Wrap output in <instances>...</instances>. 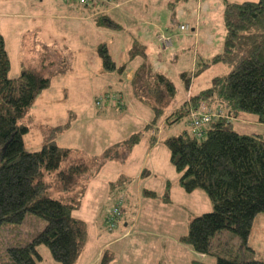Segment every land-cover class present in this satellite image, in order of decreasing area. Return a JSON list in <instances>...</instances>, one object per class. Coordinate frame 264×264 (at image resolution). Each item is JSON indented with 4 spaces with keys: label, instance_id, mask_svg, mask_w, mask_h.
Instances as JSON below:
<instances>
[{
    "label": "trees",
    "instance_id": "trees-1",
    "mask_svg": "<svg viewBox=\"0 0 264 264\" xmlns=\"http://www.w3.org/2000/svg\"><path fill=\"white\" fill-rule=\"evenodd\" d=\"M110 1L85 0L82 4L76 0L80 6L95 8ZM97 25L120 29L107 16L100 17ZM223 28L222 53L205 64L200 61L192 73L183 72L180 81L188 93L210 66L222 63L229 71L207 81L188 100L175 102V84L166 74L152 71L141 45L129 51V61L138 56L141 60L129 84L134 100L151 111L152 119L144 129L151 145L161 140L167 149L180 188L187 194L203 192L211 204L210 212L192 218L180 243L198 255L214 257L215 264H264V258L258 257L248 244L255 220L264 215V138L239 134L232 125L242 114L264 125V0H224ZM162 37H167L160 35L158 40L165 52L171 44L164 48ZM97 54L103 72H116L125 78L128 66L117 65L106 45H99ZM48 66L52 68L54 63L43 64L38 70L22 67L19 77L11 79V63L0 34V228L21 225L27 216L45 223L30 242L7 248L0 256V264H39L40 246L47 248L54 262L76 264L87 240L85 222L73 216L85 193L80 184L91 179L105 162L124 161L141 139L139 132L112 145L94 160L98 167L93 173L79 151L61 148L51 138L39 150H27L23 138L29 129L21 122L36 98L50 87L52 74L44 73ZM110 102L115 110L126 108L120 93L96 98L95 106L102 108ZM200 112L207 113L210 119L197 128L193 120L200 117ZM160 118L168 128L184 121L190 131L160 139L155 127ZM57 131L61 128L53 129L50 135ZM121 183L111 185L117 201L124 191ZM169 186L167 183L161 197L164 203H169ZM51 190L59 192L60 198L49 197ZM143 196L157 198L150 191H144ZM227 235L232 244L224 246L221 240ZM105 254L100 264H108Z\"/></svg>",
    "mask_w": 264,
    "mask_h": 264
},
{
    "label": "rangeland",
    "instance_id": "rangeland-1",
    "mask_svg": "<svg viewBox=\"0 0 264 264\" xmlns=\"http://www.w3.org/2000/svg\"><path fill=\"white\" fill-rule=\"evenodd\" d=\"M207 1L206 4L202 0H112L95 8L80 6L76 0H0V34L5 39L11 63L9 77L16 80L22 67L38 70L43 64L54 63L52 68L48 66L44 72L46 76L52 74L50 87L36 98L21 122L29 129L23 138L27 150H39L51 138L58 144L79 150L80 158L89 163L93 173L98 167L94 160L100 159L110 145L132 134L141 133L138 147L133 149L126 160L107 161L98 168V175L93 181L84 187L85 191L88 188L87 194L78 210L73 212L75 218L87 223L88 231L86 251L77 264L90 261L97 247L104 242V235L97 238L95 230L101 225L104 211L106 215L120 200L121 211L125 204V215L127 212L132 215V228L129 236L116 245L114 250L107 252L105 258L109 260V257L116 255V264H215L214 257H202L189 246L181 244L179 239L175 241L187 233L190 218L192 220L195 216L210 212L211 204L203 192L187 194L180 188L178 175L166 158L169 153L161 140L152 149L150 135L144 129L152 119L151 111L129 96L126 98L125 110L111 109V102L103 104L102 108L95 106L96 98L114 93L122 94L125 100L124 76L99 71V66L95 64L99 60L96 48L106 45L117 65L125 67L129 44L131 49H137L139 45L144 46L147 40L154 44L156 42L157 52L154 58L147 59L146 64L154 65L155 70L170 77L176 86L175 102H183L189 92L184 91L180 74L192 73L186 61H190L192 55L194 39L191 35L196 14L199 17L201 14V25L210 29L207 34L208 51L204 58L222 53L223 44L217 35L216 21L218 6L221 5L222 9L224 6L221 0ZM200 6H204L201 11ZM89 11L94 13L92 17H95V21L107 16L120 29L101 27L97 32L89 33L81 29V22L69 20L82 18V13ZM44 15L56 18L48 20L43 18ZM91 22L93 18L87 23ZM181 24L188 25V31H180ZM203 31L206 32L205 29ZM161 33L173 43L165 52L158 48L160 41L157 35ZM200 40H205L203 35H200ZM79 44L86 46L81 52L74 49ZM86 56L89 61L87 65L83 59ZM169 57L171 62H167ZM61 59L64 60L62 64ZM228 71L229 67L222 63L210 66L199 75L197 84L189 90L190 94H196V88H203L207 81L223 76ZM84 73L87 76H82ZM155 127L160 139L176 136L183 130L190 131L184 121L174 127H165L164 118H160ZM244 127L257 130L253 126ZM56 128H61V131L51 136L52 130ZM144 169L149 170V175H141ZM121 181L125 182V191L121 192L118 201L111 199V185L120 184ZM167 183L170 185V205L156 208L160 204H150L155 202L141 197L143 189L163 193ZM80 185L83 187L86 184L83 181ZM127 192L130 198L125 201ZM47 195L60 198L56 190L49 191ZM151 206L153 211L150 210ZM158 213L167 214V221H176L177 225L169 226L167 223L165 226L161 223L162 229L156 227L148 216L152 218V215ZM44 225L42 220L27 216L21 225L0 228V256L9 247L30 242ZM117 229L108 230L104 221L105 235ZM228 237L221 240L224 246L232 244V240L227 241ZM248 244L258 257L264 258V215L255 220ZM38 250L42 256L39 264H58L51 258L46 247L40 246Z\"/></svg>",
    "mask_w": 264,
    "mask_h": 264
},
{
    "label": "crops",
    "instance_id": "crops-1",
    "mask_svg": "<svg viewBox=\"0 0 264 264\" xmlns=\"http://www.w3.org/2000/svg\"><path fill=\"white\" fill-rule=\"evenodd\" d=\"M199 1V0H198ZM226 1H228V2H235V3H242V2H255V1H257V0H226ZM205 3L206 2V4L208 3V1L207 0H202V3ZM218 2H220V1H218ZM221 2H222V6H224V0H221ZM211 3H214V1L213 2H211ZM198 6V5H197ZM221 5H219L218 6V10H217V35H218V38H219V41L223 44V40H224V28H223V11H224V9H222L223 7H220ZM204 6H200V11L202 10V8H203ZM69 10V9H68ZM82 15H83V17L82 18H69V20H77V21H79V22H81V24H80V26H81V29L83 30V29H86V30H83V31H85V32H89V33H91V32H93V31H98V29L100 28V27H98V25H97V20L95 21V17H92V15H94V13L92 12V11H89V12H87L86 14L83 12L82 13ZM33 17H35V15L33 16ZM56 18V17H54V16H48V15H44L43 16V18L44 19H48V20H51V19H53V18ZM93 18V22H91V23H87L88 21H89V19H92ZM201 14H200V17L198 16V14H196L195 15V17H194V28L192 29V38L194 39V43H193V46H192V49H191V52H192V55H191V59H190V61H186V65H188L189 64V67L190 68H192V71H193V68L194 67H196L197 66V64L200 62V61H202V60H204V61H208V60H211L213 57H215L216 55H218V54H216V53H214V54H212V55H210L208 58H204V55H205V53L208 51V49H207V46H208V33L210 32V29H207V27H203L202 25H201ZM183 24H181V25H179V27L180 26H182ZM185 27H186V31H188V29H189V27H188V25H184ZM203 29H205L206 30V32L205 31H203ZM160 35H164V36H166L164 33H161V34H159V35H157L158 37V40H159V36ZM200 35H203L204 36V38H205V40L204 41H201L200 40ZM5 40V39H4ZM172 41V40H171ZM159 43V42H158ZM155 45H156V42H155V44L153 43V42H149L148 40H147V42H144V47H145V52H146V54L148 55V59H152V58H154L155 56H154V53H156L157 52V49H156V47H155ZM173 46V43L171 42V47ZM86 48V46H81L80 44L79 45H75V47H74V49L75 50H77L78 52H81V51H83L84 49ZM98 48V47H97ZM97 48H96V56H97V58L99 59V57H98V54H97ZM158 48H159V46H158ZM131 48H130V44H129V47L127 48V51H126V54H125V66H128V69L127 70H125V106H126V108L125 109H127V103H126V98H127V96H129L130 98H132V99H134V97H133V95H132V93H131V88H130V84H129V82L131 81V79H132V77L134 76V74H135V71L137 70V68L139 67V65L141 64V60L139 59V58H137V59H134V60H132V61H129V50H130ZM170 49V48H169ZM168 49V50H169ZM167 50V51H168ZM174 52V51H173ZM172 52V53H173ZM127 53H128V55H127ZM189 53V52H188ZM201 53V54H200ZM202 55V56H201ZM84 60H85V62H84V64L85 65H87L88 63H89V61H88V56H86V57H84L83 58ZM176 59V58H175ZM96 60V59H95ZM170 60V59H169ZM171 61V60H170ZM168 62V61H167ZM95 64H97V66H99V71H101V72H103L102 71V68H101V62H100V59L97 61V63H96V61H95ZM153 65V64H152ZM199 65V64H198ZM151 68H152V71H155V72H157V74L159 73V74H165L164 72H160L159 70H155L154 69V65L153 66H151ZM205 72V71H204ZM203 72V73H204ZM106 73V72H105ZM228 72H226V74H227ZM106 74H111V75H116L117 73L115 72V73H106ZM118 75V74H117ZM82 76H87L85 73L82 75ZM220 76V75H219ZM217 77V76H216ZM215 78V77H214ZM196 81L197 80H195L194 81V84L192 85V86H194L195 84H197L196 83ZM106 90V89H105ZM196 94H198L200 91H201V89H199V87L198 88H196ZM196 94H193V93H191L190 94V91H189V94H188V96L186 97V99L185 100H188L189 98H191V96H194V95H196ZM135 102H137V100H134ZM111 109H113V108H111ZM232 125H233V129H234V131H236L237 133H239V134H257V135H260V136H262L263 138H264V125H261V124H259L258 122H257V120L254 118V117H252V116H249V115H245V114H242V115H239V117L238 118H236V119H234L233 120V122H232ZM244 126H253L254 128H256L257 130H250L251 128L250 127H244ZM251 131V132H250ZM119 142H121V141H117V142H115V143H113L112 145H114V144H116V143H119ZM56 143V142H55ZM59 147H61V148H66V149H72V148H68V146H64V145H61V144H58V143H56ZM157 144V143H156ZM156 144H153V145H151V143H150V145H151V147H152V149L156 146ZM112 145H110V146H112ZM109 146V147H110ZM108 147V148H109ZM136 147H138V145L137 146H135L134 148H136ZM133 148V149H134ZM74 150H77V149H74ZM154 150V149H153ZM153 150H151V151H153ZM77 151H79V150H77ZM133 151V150H132ZM132 151H131V153H132ZM79 153H80V156H81V152L79 151ZM130 153V154H131ZM130 154H128V156L125 158V160L130 156ZM168 160H169V157H166ZM106 163V162H105ZM104 163V164H105ZM170 163V162H169ZM99 172V171H98ZM98 172H97V174H95L91 179H88V180H85L84 182H85V186L84 187H86V186H88L92 181H93V179L98 175ZM149 170H143V172H142V176H145V175H149ZM177 175V174H176ZM126 180V179H125ZM122 182V181H121ZM123 183H125V182H122L121 183V185L122 186H120L121 188L120 189H124V191H125V184H123ZM87 191H88V188H87V190L85 191V193H84V196H83V198L86 196V194H87ZM144 191H150V192H154L155 194H156V196H157V198H150V197H145V196H143V193H144ZM165 191H166V184H165V189H164V192L163 193H161V194H158V193H156L155 191H152V190H145V189H143L142 191H141V197L143 196V198L145 199H148V200H150V201H153V202H155V203H150V204H154V205H157V204H160V205H157L156 206V208H163V207H165V205H168L170 202H171V199L169 200V203H164L162 200H161V197L164 195V193H165ZM125 193V192H124ZM194 193V192H193ZM111 194H112V192H111ZM116 196H117V194H116V192H113V196L111 197V199H115L116 198ZM125 196V195H124ZM170 197V196H169ZM82 198V199H83ZM125 198V201H128V199L130 198L129 197V194H128V192L126 193V197H124ZM82 201V200H81ZM80 205H81V202H80ZM170 205V204H169ZM151 211H153L154 209L152 208V206H151V209H150ZM106 211V210H105ZM105 211H104V213H103V220H102V222H101V225L99 226V229L97 230H95L96 232H97V234L96 235H98L97 236V238H101L102 237V235H104V242L100 245V246H98L97 247V249H96V252H95V255L93 256V258L90 260V261H88L87 263H83V261L81 262V263H79V264H100L101 263V260H102V257H103V255L105 254V253H107V252H109V251H111V250H114L113 248L116 246V245H118L119 243H121V242H123L124 240H125V237H127V236H129V234H130V230H131V228H132V221L133 220H131L130 221V218H132V215H130V212H127V215H125V204H124V207H123V212H122V217H121V222L119 223L120 225H118L117 226V230H115V232L114 233H108L107 235H105L104 234V231H103V229H104V221H105ZM155 212H157V211H155ZM152 216H154V217H150V215L148 216V219L150 220V222L151 223H154V225L156 226V227H159V228H161L162 229V226H161V223L163 224V225H165L166 226V224L168 223L169 224V226H172V225H174V226H176L177 225V223H176V221L175 222H169V221H167V214H163V213H158V214H156V215H152ZM157 218V219H156ZM77 219V218H76ZM188 220H189V218H188ZM188 220H187V223H188ZM82 221V220H81ZM190 221H191V218H190ZM84 222V221H83ZM102 224H103V226H102ZM188 226V225H187ZM86 230H87V223H86ZM184 236V235H183ZM87 237H88V231H87ZM179 238H177L175 241L177 242V240H178ZM86 243H87V240H86ZM86 243H85V247L83 248V251L81 252V255L79 256V258H78V260H77V262L82 258L83 259V254H84V252L86 251ZM169 248V247H168ZM167 248V249H168ZM108 254V253H107ZM203 257V256H202ZM114 261H118V258L116 257V255H114L113 257H109V262H108V264H116ZM77 262H76V264H77Z\"/></svg>",
    "mask_w": 264,
    "mask_h": 264
},
{
    "label": "built area",
    "instance_id": "built-area-1",
    "mask_svg": "<svg viewBox=\"0 0 264 264\" xmlns=\"http://www.w3.org/2000/svg\"><path fill=\"white\" fill-rule=\"evenodd\" d=\"M80 3L85 4V0H81ZM179 29L181 31H185L186 27L185 26H180ZM161 41H162V45L164 46V48L170 46V44H171L169 38L162 37ZM204 113L205 112H200L199 113L200 117H194L193 125L196 126L197 128L201 127V123L207 122L210 119L207 116L208 114L207 113L204 114ZM121 203H122V200H120L118 203H116L106 213L105 224L107 226V229L110 230V231L115 229L119 225V220H121V217H122Z\"/></svg>",
    "mask_w": 264,
    "mask_h": 264
}]
</instances>
